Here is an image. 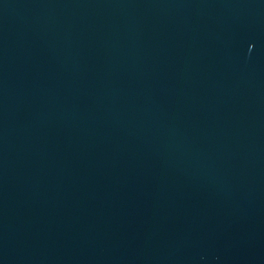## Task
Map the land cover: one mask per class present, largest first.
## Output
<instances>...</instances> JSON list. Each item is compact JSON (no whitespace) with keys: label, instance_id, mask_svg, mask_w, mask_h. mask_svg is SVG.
Returning a JSON list of instances; mask_svg holds the SVG:
<instances>
[{"label":"water","instance_id":"water-1","mask_svg":"<svg viewBox=\"0 0 264 264\" xmlns=\"http://www.w3.org/2000/svg\"><path fill=\"white\" fill-rule=\"evenodd\" d=\"M0 264H264V0H0Z\"/></svg>","mask_w":264,"mask_h":264}]
</instances>
